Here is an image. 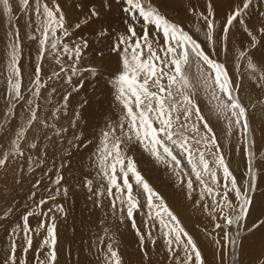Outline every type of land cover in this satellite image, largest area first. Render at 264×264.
<instances>
[{
  "label": "snow or ice",
  "instance_id": "1",
  "mask_svg": "<svg viewBox=\"0 0 264 264\" xmlns=\"http://www.w3.org/2000/svg\"><path fill=\"white\" fill-rule=\"evenodd\" d=\"M17 3V10L29 29L25 37L36 46V57L32 65L34 70L25 85L20 17L14 14L12 0H0L2 14L8 18L6 88L0 110V170L14 172L18 168L23 170V165L34 171L35 166L47 157L49 144L66 141L69 149L78 148L84 140V134L79 130L88 101L76 105L72 101L85 87L86 77L99 79L107 74L121 115L116 126L110 125L102 133L103 139L93 160L96 175L107 182V188L101 186L94 190L93 180L86 179L84 187L90 193L88 199L95 197L94 206L99 208L106 196L112 214L115 216L119 212L121 223L125 219L131 222L142 259L149 257L147 246L154 248L159 238L163 241L169 264H208L196 240L122 147L138 144L186 187L187 198L192 199L193 193H197L195 203L202 204L215 229L224 230L220 238H213V264L217 261L224 264V253L234 255L232 249L242 246L240 229L255 211L253 193L257 183L264 182V172L254 166L252 148L255 141L248 108L241 99L240 83L246 76L257 89H264V52L259 51L264 44L244 25L250 47L233 49L234 70L231 73L227 62L214 58L210 52L216 53L219 46L221 54L226 56L230 29L234 23H243L239 18L249 8L251 0L233 5L219 32L216 30L214 0H206L205 11L193 12L196 20L204 23L203 29L196 26L195 31L203 30L210 51H206L198 38L183 26L162 14L150 0H80L76 7L83 17L73 23L68 22L56 0H52L51 6L46 0H17ZM113 4L119 5V11L126 16V33L110 31L107 18ZM91 25H97L93 28L96 36L93 43L111 38L108 51L116 54L114 61L103 48H97L95 55L100 63L84 64L86 51L91 47L89 39L80 36L73 41L72 38L75 30ZM136 25L142 27V35L137 34ZM149 26L153 28L151 37ZM258 32L264 37V27ZM46 56L54 60L55 68L45 77L42 65ZM236 72H241V76L234 81ZM66 86H71L70 90H65ZM57 95L59 100L55 99ZM17 116L18 123L13 120ZM64 118L69 121L67 127L62 122ZM213 120L218 122L215 127ZM70 130L71 139L65 136ZM234 137L237 147L241 143L247 146L246 171L240 180L222 150V144H233ZM63 167L61 164L60 168ZM63 179L58 170L51 181L56 186L54 191L46 188L49 195L27 210L21 217L22 222L10 230V244L7 252L0 255V264H29L27 255L33 249V233L39 236L40 230L45 228L46 235L35 250L34 264H56L55 213L67 216L64 206L55 203L57 196L68 195V188L61 183ZM40 183L38 180L35 187ZM35 195L33 192L32 196ZM141 196L145 200L143 206ZM50 201L52 206L43 211ZM261 204L264 205V198H261ZM142 207L146 208L145 231H141L135 219V213ZM11 211L4 215L8 216ZM33 216L47 218V226L46 220L41 219L38 227L32 229L29 218ZM262 229L264 219L258 217L247 232L254 234ZM261 236L264 245V232ZM99 243L105 244L104 236L99 238ZM97 251L101 264H124L119 248L111 238ZM42 252L44 259H40ZM258 264H264V258L259 259Z\"/></svg>",
  "mask_w": 264,
  "mask_h": 264
},
{
  "label": "bare ground",
  "instance_id": "2",
  "mask_svg": "<svg viewBox=\"0 0 264 264\" xmlns=\"http://www.w3.org/2000/svg\"><path fill=\"white\" fill-rule=\"evenodd\" d=\"M62 2L61 7L66 12L68 22H76L75 19L78 18V12L74 7L78 2H80V0H62ZM258 3L263 4L264 0L263 2L260 0ZM16 4V7H18L17 0ZM17 12L19 15L18 17H20L19 24L21 28L27 30L23 23L22 13L19 10H17ZM95 27H97V25L89 26L88 30H83V28L81 30H77V36L83 32L86 34L84 37L89 39L91 45L90 50L92 48H103L106 55H109L108 50L101 41L93 43V41L96 40V36L93 31V28ZM202 37H204V33H202ZM110 40L111 38L105 39L109 45L111 44ZM32 52L36 57L35 45H33ZM109 56L112 57L113 61L117 58L115 53H112ZM22 64L23 69H26L25 64ZM52 69H54L53 64H49L48 68L44 70L45 76L48 75ZM86 79L85 87L79 92V94H77L79 95L77 104L84 100L88 101L86 105V114L84 119L80 122L81 127L79 130L84 134L83 143H80L79 147L75 149H69L66 141L56 145H47L48 155L38 166H35L34 171L29 170L23 165V170L18 168L16 171L10 172L11 174H6L3 170L0 171V179L3 178V176L10 179L8 186L3 189V196H1L2 200H0V255L7 252L10 244L8 233L13 227L22 222V215L27 210L34 208L35 204L40 199L46 198L49 195L46 188L54 191L56 186L53 185L51 181L55 179L57 171L59 170L64 176V179L61 182L62 186L67 187L69 191L67 197H64L63 195L57 196L55 201V203L62 204L67 212V216H64L63 218L66 222L63 226L60 224L62 227H60L57 232V236L60 240L59 246L57 245V253H59L57 258L59 261L57 260L56 262H59L58 264H101V260L98 259L100 253H98L97 249L102 248L103 245L99 243V238L107 235H110L119 241L120 249H122V251H124L128 256V264H169L167 254L163 246V241L161 239L158 238L157 240V243L161 248H152L150 245L147 246L149 249V257L147 259L149 260L146 262L147 259H142V253L139 251L138 237L135 235V231L131 227V222L125 219L123 223H121L118 219L120 213L117 212L115 216L112 214L110 201L106 196L102 198L103 206L99 208L94 206L93 200L95 197H93V200L88 199L90 193L87 191V188L84 187L86 179L93 180L94 190L100 188L101 186L105 189L107 188V182L101 180L96 175L97 168L93 164V160L95 159L96 148L103 139L102 133L107 131L110 125H117L121 111L118 102L114 99L115 93L111 89L109 82L110 77L103 75L99 79L90 82ZM65 90H68V86L65 87ZM250 91L252 92V90ZM84 92L87 94L85 95ZM58 98H60L59 95L55 97L56 100H58ZM1 100L2 99L0 97V102ZM1 105L2 104H0V108H2ZM201 106L205 108L206 111V107L202 101ZM15 119L13 118V120ZM64 123L65 126L67 124V119ZM212 123L215 127L218 122L213 120ZM219 126L222 127V123H220ZM118 134L119 130H117V135ZM65 136L71 139V130L66 132ZM88 141H91V144H89ZM128 146L130 147V150H132L130 153L136 159L138 158L140 165L144 167V170H148L146 172L149 173L153 185L157 188L159 187L164 193H166V195L173 198L174 201L179 197H182L185 190H178V187L174 185L177 184L178 181L168 169L156 163L155 160L150 157L149 154L138 144H128ZM234 163L237 164V162ZM61 164H64L63 168H60ZM38 180L41 181V183L39 187H35ZM33 192L36 193L35 197L32 196ZM52 203L53 202L50 201L48 204L44 205L43 211H46L48 207H51ZM181 203L183 204L181 206L183 208L182 213L187 216L184 210L186 205L184 202ZM198 207L201 206L198 205ZM10 209L12 210L11 213L8 216H5L4 213L9 212ZM201 211V209H198V212ZM41 219L46 220L47 226V218L33 216L29 218L30 227L32 229L37 228ZM135 219L137 226L141 228V231H145L143 221L146 219V212L140 211L135 213ZM105 232L107 235H105ZM45 235L46 228L41 229L40 239L37 238V240L41 242ZM154 235H156L155 232ZM36 237L37 235L33 233V241H35ZM241 242L242 246H240V248L244 252L247 245L250 243H248L245 239ZM39 246L40 243L37 244L36 249H38ZM206 248L208 249L209 247L207 246ZM17 255H20L19 250ZM40 259H44L43 252L40 254ZM248 262L251 263V259H248Z\"/></svg>",
  "mask_w": 264,
  "mask_h": 264
},
{
  "label": "rangeland",
  "instance_id": "3",
  "mask_svg": "<svg viewBox=\"0 0 264 264\" xmlns=\"http://www.w3.org/2000/svg\"><path fill=\"white\" fill-rule=\"evenodd\" d=\"M260 0H251V4L248 9L245 10V13L242 17L239 18L240 21L243 23H234L230 29V39H229V51L226 54H221L219 46H217L216 54H213L210 52L211 55L214 56V58L219 59L221 62H227V66L229 68L230 73L233 72V59H234V51L233 49H243L245 47H250V38L247 36V34L244 31V25H247L249 29H251L254 34L257 35V38L261 40V43L264 44V37H262L258 29L261 27H264V3L260 4L258 3ZM47 3H49V6L52 4V0H46ZM60 5H62V0H56ZM263 2V0H262ZM13 8H14V14L15 16H19L16 9V0H12ZM150 3L156 7L162 14H164L167 18L172 20L175 23L180 24L185 28V30L189 31L195 38H198L199 41H201L202 45L205 46L206 51H210V46H208L205 43V38L202 37V31L196 32L195 28L196 26L201 27V29L204 28L203 21H197L193 12L194 11H205L206 6V0H150ZM243 0H214V8L216 12L215 16V23H216V30L219 32L221 28L223 27L226 15L232 10L233 5L235 4H241L242 5ZM253 3V4H252ZM253 5V6H251ZM119 5L113 4L112 12L109 13L107 18V24L110 27L111 32H122L126 33V25L124 23V20L126 19V16L119 11ZM75 10L78 12V18L75 19L77 21L78 19H81L83 17V13L76 7ZM251 8V9H250ZM255 10V11H253ZM85 12L87 9L84 10ZM65 12V10H64ZM260 12V13H259ZM66 14V12H65ZM67 17V15H66ZM262 17V18H261ZM129 23H132L131 20L128 21ZM143 21H141V24ZM242 25V27H241ZM8 28V18L7 16L2 14V6H0V97L3 99V92L6 88V42L7 38L5 36L6 30ZM21 28V26H20ZM83 30H88L89 26H83ZM243 28V29H241ZM136 31L138 35H142V27L140 25H136ZM149 36H152L153 28L149 26ZM29 29L24 30L21 28V37L23 40V55L21 58V62L25 64L26 69H22V73L24 75V81L23 83L27 85L29 81V76L33 72V63L35 61V56L32 52L33 50V43L29 41L25 37V33H28ZM76 32V33H75ZM74 36L72 38L73 41L76 40L77 36V30L74 31ZM197 35V36H196ZM200 35V37H199ZM86 36L83 32L80 33L79 36ZM111 41V40H110ZM106 49L108 50L109 44L105 40L101 41ZM161 43H163V39L161 38ZM28 47V49H27ZM36 47V46H35ZM94 47V46H93ZM231 47V49H230ZM27 49V50H26ZM30 49V50H29ZM95 49L92 48L91 50H87L85 57H84V64L91 65V64H98L100 63L99 59L95 55ZM26 50V51H25ZM31 51V52H29ZM260 52H264V47L259 48ZM29 52V53H28ZM109 52V51H108ZM26 54V55H25ZM112 53L109 52V55ZM32 56V57H30ZM67 58H65L66 60ZM24 60V62H23ZM49 62V63H48ZM47 64V65H46ZM49 64H53L55 68L54 60H50L45 57V60L42 65V71L43 75L45 76L44 70L48 68ZM24 70V71H23ZM53 70V69H52ZM242 72V69H241ZM241 72H236L235 76H233V80H236L237 76H241ZM50 74V72L48 73ZM108 76L109 75H106ZM46 77V76H45ZM87 78V77H86ZM89 79V80H88ZM5 82H4V81ZM88 82L95 81L96 79L93 78H87ZM248 82V83H247ZM75 83V81H74ZM242 85V92H241V99L245 106L248 108V118L249 123L252 129V137L255 141L253 145V152L255 153L254 157V166L259 169L261 172H264V89H257L248 79L247 77H243L240 81ZM250 83V84H249ZM249 84V85H247ZM4 87V88H3ZM71 86H68V90H70ZM252 90V92L250 91ZM256 91V92H255ZM250 92V95H249ZM85 93V92H84ZM2 94V95H1ZM87 93H85L86 95ZM255 95V96H254ZM60 98H58L59 100ZM79 99V95H75L74 99L72 101L73 105L77 104V100ZM2 102V100H1ZM0 110L3 109V103H1ZM14 119L16 117H13ZM67 118H64L62 120L63 124H65V120ZM15 121L18 123V117L15 119ZM69 124V121L67 119V124L65 127H67ZM262 137V139H261ZM234 143L229 145H223L222 144V150L225 152L227 159L230 161V166L234 172V174L237 176L238 180H240L245 171H246V150L247 146L243 143H241L238 147L235 145V137L233 138ZM122 147L125 148L126 153L128 156L134 157L130 152V147L128 145H123ZM137 163L138 171L141 172V174L144 176V178L149 182L150 185L157 191L160 196L163 197L169 208L175 213V215L178 217V219L182 222L185 229L189 232L190 235L193 236V238L196 240L198 246L201 248L202 252L205 254L208 260V264H213L214 260V249H215V243H214V237L220 238L223 235V229L217 230L214 228V222L211 220L209 216H207L206 211L203 209L202 204H200L198 207V204L196 205L195 201L198 199L197 193H193L192 199L187 198L186 196V187L179 182L177 184H174L179 189L185 190L183 192L182 197H179L174 201L173 198H171L169 195H166L159 187L158 188L153 185L152 179L150 178L149 173L144 170V167L140 165V161L138 158H133ZM234 162H237L234 163ZM186 166V162H185ZM187 167V166H186ZM2 171V170H0ZM11 174L10 172H6V174ZM49 173V172H47ZM132 178L130 177V180ZM10 182V179L8 177L3 176V178L0 179V200H2L5 187L8 186V183ZM4 187V188H3ZM195 187V184H194ZM2 189V190H1ZM134 191H135V185H134ZM180 191V190H179ZM5 195V194H4ZM254 197H256L255 202V211L250 214V217L245 222L244 227L240 229V236L241 241L246 240L248 243L246 249L244 252L240 248V246L233 248L232 251L235 253L234 255L229 256L227 251L224 253V264H258V260L264 258V245H262L261 240L262 236L261 233L264 232V229L261 231H258L254 234H249L247 232V228L251 226V223L256 219H264V205L261 204V198H264V182H258L257 188L255 192L253 193ZM184 198V199H182ZM231 198V197H230ZM194 199V200H193ZM181 200V201H180ZM191 200V201H190ZM193 200V201H192ZM180 201V202H179ZM189 201V202H188ZM141 205L143 206L145 203L144 197H140ZM185 203V212L187 216H185L182 213V203ZM235 202V201H234ZM211 202L209 201V204ZM192 207V208H191ZM197 207V208H196ZM49 208V207H48ZM187 208V209H186ZM191 209V210H190ZM198 209H201V212H198ZM141 212H146V208H141ZM199 213V214H198ZM189 214V215H188ZM196 214V215H195ZM57 220V229L58 232L59 228L65 224V220L63 219L64 216H61L59 213H55ZM199 215V216H198ZM203 215V217H202ZM207 216V217H206ZM187 217V218H186ZM197 217V218H196ZM209 217V218H208ZM197 219V220H196ZM204 220V222H203ZM64 221V222H63ZM208 223V224H207ZM222 223V221H221ZM62 226H61V225ZM231 230V229H230ZM37 238L40 239V235L35 238V241H33V249L29 251L27 255V259L29 261V264H34L35 261V249L39 242ZM109 238L115 241L116 245L119 248L120 254L123 257L124 264H128V256L127 254L122 251L119 247V241L115 239L114 237L107 235L105 236V244L102 246V248L105 247V245L109 242ZM43 239V238H42ZM206 242V243H205ZM60 240L58 237V243L59 246ZM209 247L208 249L206 247ZM211 246V247H210ZM214 247V248H213ZM58 248V247H57ZM154 248H161L159 244L157 243ZM47 251V249H45ZM58 251V250H57ZM140 251V250H139ZM125 253V254H124ZM59 253H57L58 255ZM44 255V254H43ZM255 255V257H254ZM248 259H251V263L248 262ZM58 260V258H57ZM149 259L146 260L148 262ZM212 260V261H211ZM247 260V261H246ZM59 261V260H58ZM211 261V262H210ZM59 262H56L58 264ZM217 264L219 262L217 261Z\"/></svg>",
  "mask_w": 264,
  "mask_h": 264
}]
</instances>
